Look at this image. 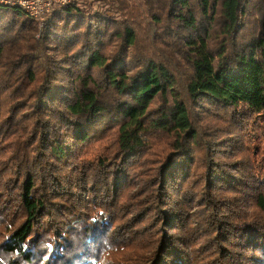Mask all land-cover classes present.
<instances>
[{
	"label": "trees",
	"instance_id": "16d2710c",
	"mask_svg": "<svg viewBox=\"0 0 264 264\" xmlns=\"http://www.w3.org/2000/svg\"><path fill=\"white\" fill-rule=\"evenodd\" d=\"M77 1L0 5V264H264V0Z\"/></svg>",
	"mask_w": 264,
	"mask_h": 264
},
{
	"label": "built area",
	"instance_id": "2783aa9c",
	"mask_svg": "<svg viewBox=\"0 0 264 264\" xmlns=\"http://www.w3.org/2000/svg\"><path fill=\"white\" fill-rule=\"evenodd\" d=\"M77 0H0V5L18 7L30 17L42 20L54 7L69 4Z\"/></svg>",
	"mask_w": 264,
	"mask_h": 264
},
{
	"label": "rangeland",
	"instance_id": "374dc122",
	"mask_svg": "<svg viewBox=\"0 0 264 264\" xmlns=\"http://www.w3.org/2000/svg\"><path fill=\"white\" fill-rule=\"evenodd\" d=\"M88 1L89 0H78L77 2H80V3H83V2L88 3Z\"/></svg>",
	"mask_w": 264,
	"mask_h": 264
}]
</instances>
